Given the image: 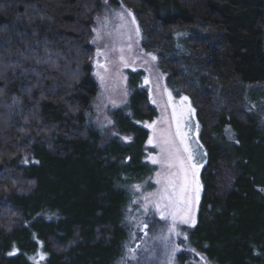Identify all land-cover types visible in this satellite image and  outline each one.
<instances>
[{"label": "trees", "instance_id": "16d2710c", "mask_svg": "<svg viewBox=\"0 0 264 264\" xmlns=\"http://www.w3.org/2000/svg\"><path fill=\"white\" fill-rule=\"evenodd\" d=\"M121 1L142 48L157 55L168 88L190 99L200 124L193 250L212 264H264V122L241 106L244 86L264 89V0ZM99 7L0 0V264H34L39 242L41 264H117L124 255L129 188L154 170L139 123L157 110L144 72L128 70V102L108 111L118 136L88 124ZM179 32L185 40H174Z\"/></svg>", "mask_w": 264, "mask_h": 264}, {"label": "rangeland", "instance_id": "374dc122", "mask_svg": "<svg viewBox=\"0 0 264 264\" xmlns=\"http://www.w3.org/2000/svg\"><path fill=\"white\" fill-rule=\"evenodd\" d=\"M116 1L117 4L112 0H100L99 10L93 16L90 43L94 51L90 63L92 76L98 85V93L91 103L88 124L100 129L103 136H118L112 129L108 111L128 102V70L144 72L143 84L148 90L150 102L157 110L155 118L139 123L148 130L144 160L152 165L154 170L151 175L129 188L132 198L126 209V223L130 228V238L126 243L124 255L117 264H212L202 254L194 251L190 244L188 230L195 223H183L181 219L183 211L179 207L174 209L168 206V201L161 199L167 183L166 177L178 172L177 167L167 166V148L163 141L166 138L171 139L176 146L182 148L179 143L180 137L176 135L179 122L181 131L187 136L194 160L199 166V200L198 202L193 200L191 206V215L196 221L202 192L200 172L205 164L200 124L190 99L168 88L166 74L159 69L157 55L142 48L140 29L133 12L121 0ZM192 33L193 31L190 35ZM185 39V33L179 32L174 35L175 41ZM183 47L182 44L174 43V52L179 58L186 56ZM187 68L186 64L183 70H188ZM261 88L244 86L241 106L258 116L263 123L264 114L258 110L259 107H264V100L261 98L264 89ZM249 96L258 99L259 104ZM183 97H187V100H182ZM232 140L230 135H227L224 141L221 139L223 144ZM154 159L157 163H153ZM173 212L176 213L175 217L172 215ZM28 259L34 264H41L44 253L40 242L37 254L29 256Z\"/></svg>", "mask_w": 264, "mask_h": 264}, {"label": "snow or ice", "instance_id": "6c2138e0", "mask_svg": "<svg viewBox=\"0 0 264 264\" xmlns=\"http://www.w3.org/2000/svg\"><path fill=\"white\" fill-rule=\"evenodd\" d=\"M129 14L131 15V13ZM133 23H135L134 19ZM153 59H155V57H153ZM169 98L171 99V94H169ZM182 100H187V97H183ZM189 110L192 111L191 109ZM176 135L180 137L179 143L182 145V148L176 146L171 139L166 138L163 141L167 148V166L169 168L177 167L178 172L166 177L167 183L164 188V195L161 196V199L167 200L168 206L174 209L179 207L183 211V216L181 217L183 223L194 224L195 219L194 216L191 215V206L193 200L196 202L199 200V166L194 160L193 153L187 143V136L181 131L179 122L177 123ZM181 153H186L187 155L184 156L181 155ZM153 163H157V161L154 159ZM157 182L159 183L160 181ZM175 214V212L172 213L174 217Z\"/></svg>", "mask_w": 264, "mask_h": 264}]
</instances>
